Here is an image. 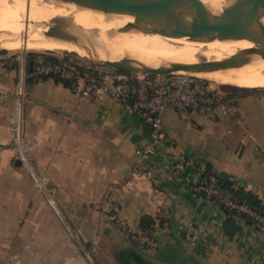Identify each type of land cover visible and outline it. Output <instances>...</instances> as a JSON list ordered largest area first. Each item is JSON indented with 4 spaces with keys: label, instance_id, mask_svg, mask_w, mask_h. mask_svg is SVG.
Returning <instances> with one entry per match:
<instances>
[{
    "label": "crops",
    "instance_id": "obj_1",
    "mask_svg": "<svg viewBox=\"0 0 264 264\" xmlns=\"http://www.w3.org/2000/svg\"><path fill=\"white\" fill-rule=\"evenodd\" d=\"M31 61L0 62V264H264V233L238 219L230 237L218 202L185 180L210 166L264 200L263 92L231 94L233 109L213 116L169 107L166 154L141 157L152 135L129 105L37 79ZM20 117L35 171L57 188L55 207L14 158ZM114 203L125 228L109 217ZM127 229L157 245L132 242Z\"/></svg>",
    "mask_w": 264,
    "mask_h": 264
},
{
    "label": "bare ground",
    "instance_id": "obj_2",
    "mask_svg": "<svg viewBox=\"0 0 264 264\" xmlns=\"http://www.w3.org/2000/svg\"><path fill=\"white\" fill-rule=\"evenodd\" d=\"M203 1L212 13L220 14L232 0ZM133 21L134 16L127 13H109L62 0H0V48L51 49L152 67L196 63L201 58L229 57L243 63L249 51L259 48L255 41L245 39L195 40L136 29L120 32ZM260 21L264 23V16ZM82 22L86 24L80 28ZM70 33L79 38L81 45L53 37ZM146 35H151L153 42ZM98 48L102 54L95 52ZM195 75L222 84L264 87V55H252L250 62L241 67L216 68Z\"/></svg>",
    "mask_w": 264,
    "mask_h": 264
},
{
    "label": "built area",
    "instance_id": "obj_3",
    "mask_svg": "<svg viewBox=\"0 0 264 264\" xmlns=\"http://www.w3.org/2000/svg\"><path fill=\"white\" fill-rule=\"evenodd\" d=\"M9 58L0 56V62L5 60L8 63ZM32 75L36 78L58 75L63 79L73 81L72 89L75 92L84 94L91 91L98 97H108L115 102L129 105L132 111L149 126L152 135L151 143L138 151L141 157L149 152L166 154L168 139L165 132L164 115L169 107L180 112L192 111L206 116H213L217 108L223 112H230L233 109L232 100L219 86L215 87L210 80L186 72L150 75L117 69L101 71L83 68L80 70V66L66 59H61L59 62H48L43 57L33 61ZM130 100L133 102L131 103ZM13 129L15 137L12 149L15 152V160L21 161L48 202L54 206L57 188L50 185L47 178L35 171L31 160V146L24 134L21 117L14 124ZM3 149L4 147L0 145V151ZM186 163L185 158L172 163L170 166L172 174L181 176ZM185 180L194 194L205 192L206 197L210 199L214 195L218 204L224 203L230 208L247 212L254 218L253 225L264 233V216L251 210L246 203H236L228 195H224L217 186L216 176L211 175L209 182L202 180V176L199 178L189 176ZM119 211V206L114 203L109 217L125 228L126 223L120 218ZM126 231L132 242L138 245L144 247L157 245V241L150 233H138L128 229Z\"/></svg>",
    "mask_w": 264,
    "mask_h": 264
},
{
    "label": "water",
    "instance_id": "obj_4",
    "mask_svg": "<svg viewBox=\"0 0 264 264\" xmlns=\"http://www.w3.org/2000/svg\"><path fill=\"white\" fill-rule=\"evenodd\" d=\"M109 13H127L134 21L120 29H136L144 33H160L169 37L205 39H245L255 41L259 48L249 51L246 60L239 63L229 57L221 60H200L196 63H170L167 66H143L129 61H99L113 69L160 75L186 72L195 75L216 68L241 67L250 62L254 54L264 55V0H232L220 14L212 13L203 0H62ZM48 35V34H47ZM81 45L74 34L53 36ZM2 50L5 48H1ZM77 55L76 53L66 52ZM33 61L30 62L32 70ZM132 101V100H131ZM21 165V161L17 160Z\"/></svg>",
    "mask_w": 264,
    "mask_h": 264
},
{
    "label": "trees",
    "instance_id": "obj_5",
    "mask_svg": "<svg viewBox=\"0 0 264 264\" xmlns=\"http://www.w3.org/2000/svg\"><path fill=\"white\" fill-rule=\"evenodd\" d=\"M35 56L36 54H32L29 57L32 61H35ZM44 58L48 62H59L61 60L59 57L53 55L45 56ZM80 70H83V67H80ZM40 78H54L56 81L62 82L68 87L72 88L73 86V81L63 79L58 75H45L41 76ZM246 88L247 87L241 88L239 86H230L225 84L221 85L220 87V89L225 92L228 98H230L233 94L237 93L238 90H245ZM211 175H214L218 178L217 186L224 193V195H228L236 203H246L251 210L264 216V200L261 199L257 194L243 187H236L230 180L219 176L212 170L210 166H206L202 174V180H206V182H209V177ZM198 195L206 197L205 192H201ZM215 198L216 197L214 195L211 197V199L213 200H215ZM219 206L226 214L227 218L224 222V230L226 234H228L230 237H234V235L240 230V227L237 224L238 219H243L246 223L253 225L254 218L250 216L247 212L241 211L237 208H230L224 203L219 204Z\"/></svg>",
    "mask_w": 264,
    "mask_h": 264
},
{
    "label": "rangeland",
    "instance_id": "obj_6",
    "mask_svg": "<svg viewBox=\"0 0 264 264\" xmlns=\"http://www.w3.org/2000/svg\"><path fill=\"white\" fill-rule=\"evenodd\" d=\"M82 24L79 26L80 28H82L86 24V22H82ZM44 33L45 32L42 31L41 34L44 35ZM145 37L147 39H150L152 42L154 40V38L151 35H146ZM95 52H98V53L102 54L101 48H98L97 51H95ZM32 54H36L35 60L43 58L45 56H50V55L52 56L53 55V56L59 57L60 59H66L68 61L74 62L77 66L83 67L85 69L91 68L93 70H101V71H108L110 69H113V68H111L109 66H106V65L102 64L99 61V59H97V58H92V57H88V56L84 57V56H80V55L67 54V53H64V52H61V51H56V50H51V49L41 50V49H36V48H28V49L27 48L26 49L19 48V49H16V50L15 49H12V50L11 49H4V50H2L0 48V56L1 57H7L8 56V58H9V57H19V56L23 57L24 56V57L30 58L29 56L32 55ZM144 60H146V58ZM200 60H206V59L205 58H201ZM211 82H212V85L215 86V87L216 86L221 87V85H223L222 83H218V82H215V81H211ZM225 85H230V84H225ZM230 86H236V85H230ZM241 88H243V87H241ZM254 88H257V89H254V90H257L259 92H263L264 93V87H254ZM235 91H237V90H235ZM239 91H241V90H238L237 92H239Z\"/></svg>",
    "mask_w": 264,
    "mask_h": 264
}]
</instances>
